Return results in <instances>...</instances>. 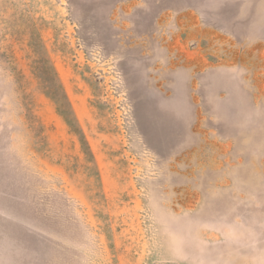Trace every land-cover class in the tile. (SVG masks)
Here are the masks:
<instances>
[{
    "label": "rangeland",
    "instance_id": "374dc122",
    "mask_svg": "<svg viewBox=\"0 0 264 264\" xmlns=\"http://www.w3.org/2000/svg\"><path fill=\"white\" fill-rule=\"evenodd\" d=\"M0 264H264V0H0Z\"/></svg>",
    "mask_w": 264,
    "mask_h": 264
},
{
    "label": "trees",
    "instance_id": "16d2710c",
    "mask_svg": "<svg viewBox=\"0 0 264 264\" xmlns=\"http://www.w3.org/2000/svg\"><path fill=\"white\" fill-rule=\"evenodd\" d=\"M44 90L59 106L60 113L65 117L68 124L74 127V121L69 117V108L66 97L64 96L62 87L58 82L56 74L51 65H48L44 77Z\"/></svg>",
    "mask_w": 264,
    "mask_h": 264
}]
</instances>
